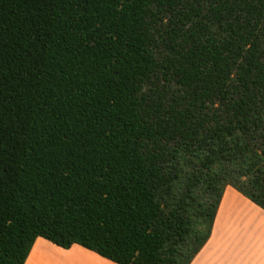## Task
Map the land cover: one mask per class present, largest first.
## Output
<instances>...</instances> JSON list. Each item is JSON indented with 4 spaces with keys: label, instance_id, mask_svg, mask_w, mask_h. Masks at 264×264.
Listing matches in <instances>:
<instances>
[{
    "label": "trees",
    "instance_id": "1",
    "mask_svg": "<svg viewBox=\"0 0 264 264\" xmlns=\"http://www.w3.org/2000/svg\"><path fill=\"white\" fill-rule=\"evenodd\" d=\"M228 185L264 209V0H0V264H190Z\"/></svg>",
    "mask_w": 264,
    "mask_h": 264
},
{
    "label": "crops",
    "instance_id": "2",
    "mask_svg": "<svg viewBox=\"0 0 264 264\" xmlns=\"http://www.w3.org/2000/svg\"><path fill=\"white\" fill-rule=\"evenodd\" d=\"M24 264H118L80 244L38 237ZM190 264H264V209L226 186L211 235Z\"/></svg>",
    "mask_w": 264,
    "mask_h": 264
},
{
    "label": "rangeland",
    "instance_id": "3",
    "mask_svg": "<svg viewBox=\"0 0 264 264\" xmlns=\"http://www.w3.org/2000/svg\"><path fill=\"white\" fill-rule=\"evenodd\" d=\"M238 191V190H237ZM241 193V192H240Z\"/></svg>",
    "mask_w": 264,
    "mask_h": 264
}]
</instances>
